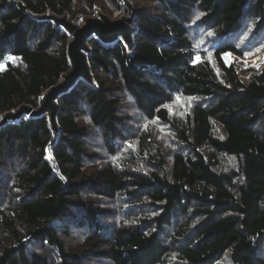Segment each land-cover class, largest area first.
Masks as SVG:
<instances>
[{
	"label": "trees",
	"instance_id": "trees-1",
	"mask_svg": "<svg viewBox=\"0 0 264 264\" xmlns=\"http://www.w3.org/2000/svg\"><path fill=\"white\" fill-rule=\"evenodd\" d=\"M118 1L0 0V121L71 70L70 37L44 16ZM128 1L133 49L89 40L92 82L57 99V131L43 115L0 126V264H264V69L243 83L223 59L258 51L264 0ZM176 97L194 101L183 118ZM128 108L178 150L142 131L123 164L94 153V132L110 157L135 134Z\"/></svg>",
	"mask_w": 264,
	"mask_h": 264
},
{
	"label": "water",
	"instance_id": "water-1",
	"mask_svg": "<svg viewBox=\"0 0 264 264\" xmlns=\"http://www.w3.org/2000/svg\"><path fill=\"white\" fill-rule=\"evenodd\" d=\"M44 19L51 20L55 25L62 27L70 37L66 52L71 70L63 75L61 80L45 93L43 101L38 108L33 109L30 106H21L16 110L5 113L1 118L0 126L25 117L43 115L48 116L51 130L57 131V99L67 93L79 80H83L88 84L92 82L87 62V54L90 50L88 46L89 40L94 38L103 44H111L120 40L128 51L133 49V38L137 27L132 17L111 19L105 14L97 13L96 17H87L80 24L68 20L65 16L47 15L44 16Z\"/></svg>",
	"mask_w": 264,
	"mask_h": 264
},
{
	"label": "rangeland",
	"instance_id": "rangeland-1",
	"mask_svg": "<svg viewBox=\"0 0 264 264\" xmlns=\"http://www.w3.org/2000/svg\"><path fill=\"white\" fill-rule=\"evenodd\" d=\"M118 10L110 13H106L105 11L100 10H93L97 13H102L110 17L111 19H115L118 17H121L123 19H127L129 17H132L134 23L136 22V12L133 5L128 0H119L118 1ZM78 8V6H77ZM92 12V11H91ZM90 12V13H91ZM89 13V14H90ZM89 14H78L75 20L72 22L76 24H80L85 18L90 17ZM194 35L192 33V38L194 39L196 48H200V50L207 51L210 50L207 45L208 43H205L206 35L207 33L205 31H200L197 29ZM240 43H238L239 45ZM201 48V46H203ZM258 51L253 54H247L248 52H245V55L240 57L232 53H227L228 56V62L226 64H233L237 69V76L238 79L243 83H248L251 81V79L259 74L264 69V38H262L258 43L255 44V46ZM210 53V52H209ZM226 55V54H225ZM225 55L223 56V59L225 61ZM194 60H199V56L196 55L194 57ZM192 99H183L176 97L175 100L168 106V109L170 111V115L175 118H183L189 109V107L193 104ZM128 113L131 116L130 126H134L135 134L128 136L124 141L120 143V145L117 148V153L115 156H107V153L105 149L102 147L101 137L97 133L94 132V140L93 142L96 144L93 152L98 154L100 158H104L105 160L109 161L110 163H113L115 165L123 164L125 163L126 159L129 158L128 156H132L133 154H136L137 152V139L138 135L142 131H149L151 134L155 136V138L160 143L161 147L167 152L178 150L177 143L174 139L173 132L166 127L165 125L157 122V121H147L145 119H142L139 117L138 114H136L134 111L128 108ZM169 154V153H168ZM102 159L104 162L105 160ZM224 165L227 168H233L234 161L233 160H224ZM145 165L140 166L139 168H144ZM122 201L116 200L112 202L113 207H119L120 205H123L121 203ZM118 212V211H116ZM75 236V235H73ZM177 264V263H176Z\"/></svg>",
	"mask_w": 264,
	"mask_h": 264
},
{
	"label": "snow or ice",
	"instance_id": "snow-or-ice-1",
	"mask_svg": "<svg viewBox=\"0 0 264 264\" xmlns=\"http://www.w3.org/2000/svg\"><path fill=\"white\" fill-rule=\"evenodd\" d=\"M197 19H199V16H197ZM209 35H211V33H209ZM225 62L227 63L228 62V56H227V54L225 55ZM8 59L9 60H11V59H15V57H8ZM3 68V65L2 64H0V69H2Z\"/></svg>",
	"mask_w": 264,
	"mask_h": 264
},
{
	"label": "built area",
	"instance_id": "built-area-1",
	"mask_svg": "<svg viewBox=\"0 0 264 264\" xmlns=\"http://www.w3.org/2000/svg\"><path fill=\"white\" fill-rule=\"evenodd\" d=\"M95 10V9H94ZM97 10V9H96ZM90 16H94V17H96L97 16V12L96 11H92L90 14H89Z\"/></svg>",
	"mask_w": 264,
	"mask_h": 264
}]
</instances>
